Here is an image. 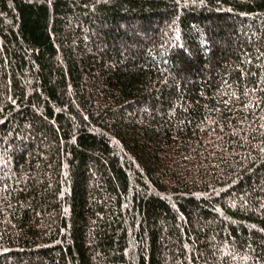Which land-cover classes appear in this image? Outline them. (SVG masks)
<instances>
[{"label": "trees", "instance_id": "trees-1", "mask_svg": "<svg viewBox=\"0 0 264 264\" xmlns=\"http://www.w3.org/2000/svg\"><path fill=\"white\" fill-rule=\"evenodd\" d=\"M0 264H264V0H0Z\"/></svg>", "mask_w": 264, "mask_h": 264}]
</instances>
